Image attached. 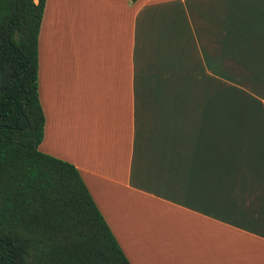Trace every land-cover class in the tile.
Instances as JSON below:
<instances>
[{"label": "crops", "instance_id": "crops-1", "mask_svg": "<svg viewBox=\"0 0 264 264\" xmlns=\"http://www.w3.org/2000/svg\"><path fill=\"white\" fill-rule=\"evenodd\" d=\"M38 92L130 264H264V0H46Z\"/></svg>", "mask_w": 264, "mask_h": 264}, {"label": "trees", "instance_id": "trees-1", "mask_svg": "<svg viewBox=\"0 0 264 264\" xmlns=\"http://www.w3.org/2000/svg\"><path fill=\"white\" fill-rule=\"evenodd\" d=\"M45 1L0 0V264H130L76 166L38 148Z\"/></svg>", "mask_w": 264, "mask_h": 264}, {"label": "rangeland", "instance_id": "rangeland-1", "mask_svg": "<svg viewBox=\"0 0 264 264\" xmlns=\"http://www.w3.org/2000/svg\"><path fill=\"white\" fill-rule=\"evenodd\" d=\"M237 99L236 102L231 98L232 104L235 106H245L243 104L242 95L250 96V99H246V104H252V105H264V93H236ZM255 111L251 113L250 116H254Z\"/></svg>", "mask_w": 264, "mask_h": 264}]
</instances>
